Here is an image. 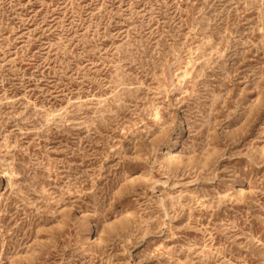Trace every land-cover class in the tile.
Returning <instances> with one entry per match:
<instances>
[{
    "label": "rangeland",
    "instance_id": "1",
    "mask_svg": "<svg viewBox=\"0 0 264 264\" xmlns=\"http://www.w3.org/2000/svg\"><path fill=\"white\" fill-rule=\"evenodd\" d=\"M0 264H264V0H0Z\"/></svg>",
    "mask_w": 264,
    "mask_h": 264
}]
</instances>
